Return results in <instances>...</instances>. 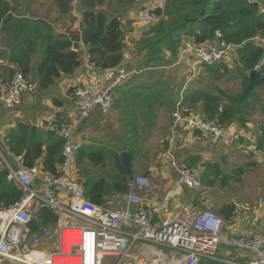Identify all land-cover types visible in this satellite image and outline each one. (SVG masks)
<instances>
[{"label": "built area", "instance_id": "obj_1", "mask_svg": "<svg viewBox=\"0 0 264 264\" xmlns=\"http://www.w3.org/2000/svg\"><path fill=\"white\" fill-rule=\"evenodd\" d=\"M154 9L160 13L154 14ZM163 11V0H157L154 8L136 10L134 44L164 17ZM216 38L218 42L213 47L188 44L183 52L194 56L198 64L219 63L234 47L221 40L219 32ZM261 42L264 43V38ZM78 44L82 45L80 41ZM71 50L76 52L78 48L72 46ZM129 52V49L124 52L118 67L95 72L86 83L74 87L77 115L69 123L52 127L62 141V161L56 175L44 172L37 164L23 166L9 154L0 133V160L8 172L6 178L20 190L18 200L0 210V264H105L106 258H114L111 264H201L203 260L218 264H264V232L246 237L228 235L217 212L191 210L177 199L171 200L173 210L168 212L171 196L162 200L146 176L134 175L128 181L126 194L103 196V204L86 198L82 181L76 176L75 160L84 143L76 140L75 132L94 110L107 113L114 107L116 88L133 74L126 68ZM35 92L36 86L16 72L0 86V108L13 109L23 97ZM172 117L171 135L183 126L204 131L224 144L237 141L254 159L264 155L257 148L259 131L243 144L242 131L230 125H222L201 112L182 114L181 98ZM202 176L201 165L182 166L177 169L171 190L187 188L198 192ZM228 249L244 252L246 262H235L221 253Z\"/></svg>", "mask_w": 264, "mask_h": 264}, {"label": "trees", "instance_id": "obj_2", "mask_svg": "<svg viewBox=\"0 0 264 264\" xmlns=\"http://www.w3.org/2000/svg\"><path fill=\"white\" fill-rule=\"evenodd\" d=\"M80 1L84 7L92 11L79 14L80 25L77 31L66 29L64 33L59 34L55 32L48 19V14L38 17L31 11L29 6L31 2H28L24 7L27 13L23 15L20 14L21 4L18 0H0V64H6L4 82L11 80L16 72H21L27 80L35 86L37 84L39 90L46 91L54 86L56 80L61 76H71L80 68L82 50L83 53L86 52V63L94 69L84 83L93 73L120 65L122 55L126 50L124 42L126 30L122 28V15H118L115 9L130 7L135 10L139 8L140 2L137 0H115L116 6L113 9H104L102 7L108 0ZM51 3L56 12L54 22L65 19L71 23L75 21L72 16V13L76 11L74 0H51ZM163 3L164 17L150 26L135 44L133 50L129 52L130 59L126 64L129 72L132 71L130 70L132 66L129 65L134 60L133 58L141 61L139 68L142 67V69L136 71H143L147 68L154 71L153 69L156 67H165L166 64L172 63L170 58L165 59V54L176 58L180 51L188 45L183 40L185 36L189 38V44H207L209 47H213L218 42L216 33L219 32L220 39L236 49L235 54L239 61V68L235 76L241 78V94L248 85V74L251 70L257 68L259 77L264 78V44L258 42L264 38V14L260 11L257 1L163 0ZM153 13L159 14L160 11L154 9ZM65 33H68L69 36H66ZM79 41L82 45L78 44ZM72 46L78 48V51H72ZM36 55L38 60L33 67ZM182 57L190 58V66L192 63L196 64L193 67L200 65L204 70L201 72L205 75H207L205 71L207 69L208 74L214 75L216 78L223 70L220 67L221 62L212 65L198 64L196 58L191 54L186 53ZM34 71L35 77L32 76ZM188 71H191V68H188ZM192 73L191 71V73L178 74L181 81L178 85L175 83L174 77H170L172 86L175 89L176 87L181 88L179 95L177 91H167L165 87H158L162 82L159 78L145 84L144 89H148L150 92L144 98L148 105L147 112L143 116H150L153 113L151 104L156 102L165 108L169 106L172 116L175 105L181 98L182 114L184 115L193 113L191 111L195 112L198 108L205 117L215 119L222 125L228 126L234 123V125L245 128L251 122L249 116L252 113V101H255L252 100L254 91L258 88L264 90V82L255 85L251 94L241 103L238 102L240 95L230 97L227 102H224L227 100L226 94L216 89L214 85L208 90L204 89L206 87L205 78L201 75L198 84L193 85L197 79L195 78L197 73ZM190 76L193 78L190 83L192 87H187L188 84L182 88ZM199 84H201L200 87ZM74 87H70L67 93L71 94ZM213 88L217 92H211ZM166 92L170 94V97L163 100L161 97ZM174 94L177 95V98H173ZM260 102L262 104L259 105V112L264 117V100H260ZM69 121L70 118L60 112L56 113L54 124L46 130L17 122L3 135L9 154L19 159L25 167L37 164L44 172L56 175L58 165L62 161V141L56 136L52 127L62 122L69 123ZM258 129L257 148L264 153V122L259 125ZM139 143L141 144V142ZM125 149L134 157L138 155L135 146L130 145ZM75 160L77 166L78 164L83 165L84 162H91L96 166L105 162L101 151L98 149L89 150L84 147L78 152ZM113 165L115 174L108 179L95 177L85 170L78 173V178L85 188V196L90 202L103 204V196L127 193L129 180L121 168L118 155L115 156ZM256 165L257 163L249 161L245 167H239L236 170L241 175ZM184 166L194 167L195 165L186 164ZM202 167L203 188H211L218 182L223 187L222 181L225 177L221 174L220 161L216 163L207 161L202 164ZM7 173L0 160V210L13 205L20 197V190L17 186L7 180ZM216 212L224 222H228L234 218L236 206L222 204ZM207 264L218 263L207 262Z\"/></svg>", "mask_w": 264, "mask_h": 264}, {"label": "crops", "instance_id": "obj_3", "mask_svg": "<svg viewBox=\"0 0 264 264\" xmlns=\"http://www.w3.org/2000/svg\"><path fill=\"white\" fill-rule=\"evenodd\" d=\"M21 4V13L25 15L27 12L26 7L28 2L30 3V9L35 14L33 7L43 6L46 8V15L51 21L56 33H64L66 29L70 31H77L80 25V16L75 11L72 13L74 22L68 20H62L54 22L52 13L55 12L52 7L51 0H18ZM140 2V6H153V0H137ZM139 6V7H140ZM75 7V5H74ZM38 9V8H37ZM118 15H122V28L126 30L125 44L126 50H133L135 44L133 43V35H137L135 16L137 9H130V7L116 8ZM132 14L130 15V12ZM38 17L45 16V13L35 14ZM144 34V33H143ZM143 34L139 37L142 38ZM184 42L189 44V38L184 37ZM125 50V51H126ZM86 52L81 51L82 63L80 68L71 76H61L56 80L54 86L46 91H41L37 88L36 92L32 96H25L22 98L20 105L13 109L0 108V133L3 136L9 129L15 126L17 122L27 123L30 126L37 127L39 129L46 130L50 125L54 124L56 113L62 112L64 116L70 118V121L78 113V109L75 100L70 94L67 93L70 87L84 83L88 75L94 70L86 63ZM184 54L183 49L180 51L176 58H171L169 54H165V59L170 58L172 63L166 64L165 67H156L154 71H150L148 68L143 71H137L133 73V70H139L141 68V61L137 58H133L132 73L130 74L124 83L119 85L115 92V104L114 107L107 113H102L98 110H94L87 119H85L75 132L76 140L84 143V148L89 150L98 149L104 155L105 161L108 157L106 152L112 153V158L122 151H126L130 145L137 148V153L132 163V169L135 176H146L152 184L155 186L157 194H159L162 200L166 196H171L168 201V212L173 210L171 204L172 199H177L183 202L184 205L191 210H202L205 205L212 203L213 207L217 211L218 207L222 204H234L236 206V214L234 218L228 222H224V233L231 236L246 237L255 232H264V201L257 204L260 212L262 213L261 219L259 214H254L251 220L247 219V206L248 203L242 202L240 204L237 190L240 185L244 183L245 174L250 169L238 174L237 168L245 167L246 164L251 162L260 163L264 162V156L260 159L252 158V155L240 147L241 150H237L235 146L230 144H224L222 141L213 140L206 132L185 128L180 126L177 128V133L171 135L173 126L172 111L169 110V106L159 104L158 102L151 104L153 113L148 116L146 114V108L148 103L144 101L145 96L149 94L148 89L145 88V84H149L151 81L159 78L162 82L158 87H165L167 91L178 92L181 88L172 86L170 77H174L175 83L178 85L181 83L178 74L191 73L188 71L190 65L186 64V57H182ZM190 62V61H189ZM193 61L191 60V63ZM5 63L0 64L2 73L0 75V84L4 82L5 77ZM152 65V64H151ZM193 66L196 64L193 63ZM35 67V65H33ZM128 67V65H127ZM194 74V73H192ZM196 74V72H195ZM206 77L203 72H197V75ZM35 77V71L32 74ZM160 76H162L160 78ZM196 78V77H195ZM193 78L191 76L187 78L185 85L192 87L190 84ZM201 84H199V87ZM170 94L162 95V99L168 98ZM173 98H177L174 94ZM162 100V101H163ZM122 105L127 109L129 114L121 112L123 108L118 109V106ZM69 121V122H70ZM64 123V122H62ZM256 126L253 123L246 125V129L251 126ZM135 126V127H133ZM161 126V127H159ZM132 129H131V128ZM230 128L243 131L245 128L237 125H230ZM259 128V125H257ZM259 131H253L251 134H257ZM141 142V144L139 143ZM106 145H109L106 147ZM105 147V148H104ZM221 156H226V163H221V174L223 178L222 186L219 182L211 188H201L200 191H191L187 188L181 190H171L173 188V182L177 175V169L186 165H199L205 162L216 163L220 161ZM173 162V165H172ZM257 165V166H258ZM254 167L253 169L257 168ZM133 174V176H134ZM93 175V174H91ZM94 176V175H93ZM171 190V191H170ZM223 190V192H221ZM235 198L238 199L235 202ZM241 209V212H239ZM255 225L253 227L252 225ZM233 251H226L224 254L227 258L234 260L235 262L244 263L247 260V256L242 251L230 249ZM114 262V258H106L105 264H111Z\"/></svg>", "mask_w": 264, "mask_h": 264}, {"label": "rangeland", "instance_id": "obj_4", "mask_svg": "<svg viewBox=\"0 0 264 264\" xmlns=\"http://www.w3.org/2000/svg\"><path fill=\"white\" fill-rule=\"evenodd\" d=\"M45 1V0H43ZM259 3L260 5V11H264V0H255ZM157 0H153V6H145V7H149V8H154L155 4H156ZM116 6L115 4V0H108L106 2V4L102 7L104 9H113V7ZM142 6H140L139 8H141ZM38 8V9H37ZM33 10L35 12V14H42L45 13L46 14V8H44L43 6H37L35 5L33 7ZM20 13V10L18 12V14ZM132 14V11L130 12V15ZM52 16H56V12L52 13ZM262 40V39H261ZM260 41L261 44H264ZM235 50H231L228 53V56L221 61L222 65L220 67L223 68V70L219 73L218 77H214L210 76L208 74V70L205 69V71L207 72V75L205 77V83H206V87L204 89H209L212 85L215 86L216 89L220 90L222 93L226 94V99L224 102L228 101V98L230 97H237V96H241V91H242V85H241V78H239V76H235L238 68H239V61L238 58L235 54ZM189 57L186 58V64L189 66L190 62H189ZM38 60V56H34V65ZM191 71L194 72H201L204 71L200 65L197 67H193V63L190 66ZM132 69V67H130V70ZM142 69V67H141ZM2 68H0V75L2 73ZM194 70V71H193ZM133 73H136V70L132 71ZM196 80L193 82V85H197L200 79V75L196 76ZM2 85V83L0 84V86ZM213 88L211 92H217V90ZM72 96V93L70 94ZM239 96V97H240ZM73 98V96H72ZM252 100V105H251V115L249 116L251 123H253L254 125H256L255 127L252 125L249 128H245L242 131V136H243V144L245 142H248V137L251 135V133H253V131L258 130L257 125H262V123L264 122V117L263 115L259 112V105H261L262 103L260 102V100H264V90L262 88H258L255 89L254 91V97ZM257 100V101H256ZM116 101V100H115ZM259 101V103H258ZM123 108V110L121 112H123L124 114H129L127 112V109L125 107H123L122 105L118 106V109ZM147 112V110H146ZM194 112V111H191ZM195 112H200V110L197 108ZM161 127V126H159ZM238 142L234 141L232 143H230L231 146H235L237 148V150H241L240 147L238 146ZM109 145H106V147H108ZM105 148V147H104ZM108 157L106 159V161L104 162V164L102 165H94L91 162H84L83 165L78 164V166L76 165V176L78 177V173L82 170H85L86 172H88L89 174H93L95 177H104L106 179L110 178L113 174H115V169H114V165H113V158H112V153L107 151ZM7 157V156H6ZM201 165V164H199ZM199 165H196L194 167H197ZM257 165H258V161H257ZM256 165V166H257ZM255 166V167H256ZM202 167V165H201ZM203 168V167H202ZM254 168V167H253ZM251 168V171H248L245 174V179H244V183L242 185H240L238 187V192L237 195L239 196V203L242 202H246L248 203L247 206V219L251 220L254 217V214H259V219H261L262 217V213L260 212V209L258 207L257 204L263 203L262 201H264V162L260 163L256 169ZM222 168H220L221 170ZM221 192H223V190H221ZM238 199L235 198V202H237ZM264 205V203H263ZM201 209H210L216 212L215 208L213 207L212 203H208L207 205H205L203 208ZM239 212H241V209H239ZM227 222V221H226ZM253 227H255V225H252ZM223 230H225V226L223 228ZM228 251H233L228 249ZM204 263L202 264H207V261H202Z\"/></svg>", "mask_w": 264, "mask_h": 264}, {"label": "water", "instance_id": "obj_5", "mask_svg": "<svg viewBox=\"0 0 264 264\" xmlns=\"http://www.w3.org/2000/svg\"><path fill=\"white\" fill-rule=\"evenodd\" d=\"M75 9L78 14H81L82 12H89L92 11L86 7H84L80 0H76L75 2ZM31 18L33 16L30 15ZM248 85L246 89L244 90L243 94L239 97V103H241L243 100H245L250 94L255 85L261 84L264 82V78L259 77V73L256 69L251 70L248 74ZM133 156L128 153V151H122L119 154V162L121 165V168L125 175L127 176L128 180H131L133 177V170H132V163H133ZM221 163H226V156L220 157ZM131 212L134 214L135 210L132 209Z\"/></svg>", "mask_w": 264, "mask_h": 264}, {"label": "clouds", "instance_id": "obj_6", "mask_svg": "<svg viewBox=\"0 0 264 264\" xmlns=\"http://www.w3.org/2000/svg\"><path fill=\"white\" fill-rule=\"evenodd\" d=\"M202 179H203V176H202ZM200 191V190H199ZM224 222V221H223Z\"/></svg>", "mask_w": 264, "mask_h": 264}]
</instances>
